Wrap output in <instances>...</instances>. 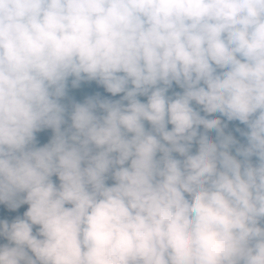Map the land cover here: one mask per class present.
Instances as JSON below:
<instances>
[{
  "label": "clouds",
  "instance_id": "1",
  "mask_svg": "<svg viewBox=\"0 0 264 264\" xmlns=\"http://www.w3.org/2000/svg\"><path fill=\"white\" fill-rule=\"evenodd\" d=\"M0 205V264H264V0H0Z\"/></svg>",
  "mask_w": 264,
  "mask_h": 264
},
{
  "label": "rangeland",
  "instance_id": "2",
  "mask_svg": "<svg viewBox=\"0 0 264 264\" xmlns=\"http://www.w3.org/2000/svg\"><path fill=\"white\" fill-rule=\"evenodd\" d=\"M96 92H100L103 95H108L103 92V89L99 86H97L94 82L87 83L81 86L80 89H70V95L74 96L77 101L82 102L83 99L86 98L87 95L90 94H95ZM235 123V122H234ZM242 127V126H241ZM233 128V124H230L229 130ZM235 134V133H234ZM51 136V131L50 130H45L41 133L37 134L38 140H39V145L42 146L44 143H47L48 139ZM55 179V178H54ZM26 205L22 206L18 212L16 213H10L7 211V209L3 206L0 205V218L7 217L9 219L13 218L15 215L23 213V211L26 210ZM4 241H0V243H3Z\"/></svg>",
  "mask_w": 264,
  "mask_h": 264
}]
</instances>
